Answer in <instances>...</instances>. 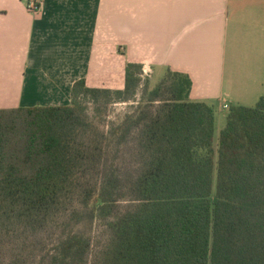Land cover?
Listing matches in <instances>:
<instances>
[{
    "label": "trees",
    "instance_id": "trees-1",
    "mask_svg": "<svg viewBox=\"0 0 264 264\" xmlns=\"http://www.w3.org/2000/svg\"><path fill=\"white\" fill-rule=\"evenodd\" d=\"M192 86L129 62L123 89L81 79L69 105L0 109V264H264V96L216 142ZM86 99L132 110L103 130Z\"/></svg>",
    "mask_w": 264,
    "mask_h": 264
},
{
    "label": "crops",
    "instance_id": "crops-1",
    "mask_svg": "<svg viewBox=\"0 0 264 264\" xmlns=\"http://www.w3.org/2000/svg\"><path fill=\"white\" fill-rule=\"evenodd\" d=\"M41 1L35 14L0 0V109L69 105L81 79L123 89L129 62L152 86L169 69L188 74L191 99L214 107L264 96V0Z\"/></svg>",
    "mask_w": 264,
    "mask_h": 264
},
{
    "label": "rangeland",
    "instance_id": "rangeland-1",
    "mask_svg": "<svg viewBox=\"0 0 264 264\" xmlns=\"http://www.w3.org/2000/svg\"><path fill=\"white\" fill-rule=\"evenodd\" d=\"M232 60H228L227 65H226V83L231 89H233L232 85V80H233V72H234V67L233 63L230 62ZM149 80V85L151 87V79L148 77V74L144 73V82H146V79ZM228 81V82H227ZM262 93H264V87H262ZM237 103V102H236ZM255 102H253L252 106H254ZM85 104H87L88 107V114L90 117L93 119V121L98 125L100 129L103 130H108L109 126L112 122H117L120 121L124 118L125 114L127 113L128 110H132L131 106L129 103H114L111 105H108L105 107L102 105L100 108V111H97L96 105L90 100L86 99ZM232 105H237V104H232ZM215 109H216V116H217V121H216V131H215V141H218L219 135L221 130L224 128L226 124V118L225 114L228 112V108L223 107V103H215ZM103 227L100 226L98 223L95 224L94 229H93V236L96 240L99 242L105 237V234L103 232Z\"/></svg>",
    "mask_w": 264,
    "mask_h": 264
},
{
    "label": "built area",
    "instance_id": "built-area-1",
    "mask_svg": "<svg viewBox=\"0 0 264 264\" xmlns=\"http://www.w3.org/2000/svg\"><path fill=\"white\" fill-rule=\"evenodd\" d=\"M42 1L41 0H26V6L30 12L38 14L41 12L42 9ZM224 108H229V104L225 102L223 104Z\"/></svg>",
    "mask_w": 264,
    "mask_h": 264
}]
</instances>
